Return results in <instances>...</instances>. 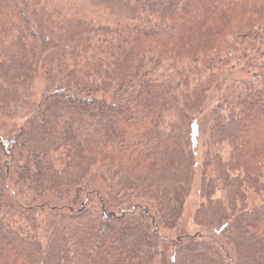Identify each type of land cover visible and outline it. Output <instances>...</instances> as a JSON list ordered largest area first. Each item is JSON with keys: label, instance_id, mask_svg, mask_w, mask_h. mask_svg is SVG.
<instances>
[{"label": "trees", "instance_id": "obj_1", "mask_svg": "<svg viewBox=\"0 0 264 264\" xmlns=\"http://www.w3.org/2000/svg\"><path fill=\"white\" fill-rule=\"evenodd\" d=\"M15 116L0 264H264V0H0Z\"/></svg>", "mask_w": 264, "mask_h": 264}, {"label": "rangeland", "instance_id": "obj_2", "mask_svg": "<svg viewBox=\"0 0 264 264\" xmlns=\"http://www.w3.org/2000/svg\"><path fill=\"white\" fill-rule=\"evenodd\" d=\"M62 16H64V18H66V14H62ZM222 73V71H221ZM32 89H31V93L33 95V98L31 99L30 102V107L35 103V102H40L41 100V96L45 91V81H44V74L43 71H40L39 73H37V76L34 78V80L31 83ZM218 96V91H214L211 95H210V99L208 104H210L213 98L216 99V97ZM23 119L22 116H15L14 119L7 123V122H2L3 124L6 123V128H4V131L6 133H4L2 130L0 131V134H11L17 127L20 126V124L22 123ZM198 121V120H197ZM203 122V121H200ZM200 122H198V130H200ZM3 128V126H0V129ZM3 132V133H2ZM197 142L199 144V146H197V150H196V159L199 162L200 166L199 169L197 170L196 176L194 177V181L192 183L191 186V191L189 193V195L186 198L185 201V205H184V212H183V218H182V222H181V230L179 229V233H185V234H189V235H194L196 234L198 231L200 230L199 228L195 227L194 225V216L199 208V206L201 205V203L203 202L201 199V181H200V171H201V165H202V157L204 156L205 153V149L203 148V144L207 147L208 145V139H197ZM219 151H223L224 148H220L218 147ZM213 152H216V148L212 147ZM213 154V153H212ZM105 189V187H104ZM106 190L102 191L101 195L103 196L104 194H106ZM218 196L221 197L220 194H218ZM251 202H254L255 204H257L259 202V199L256 198L255 196L251 195L250 198ZM213 234H215V232H213ZM168 236L175 238V232L174 233H167Z\"/></svg>", "mask_w": 264, "mask_h": 264}]
</instances>
